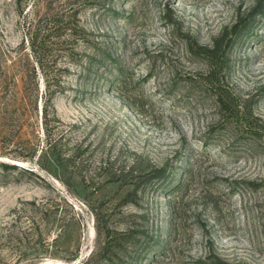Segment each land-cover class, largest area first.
Instances as JSON below:
<instances>
[{
	"label": "rangeland",
	"instance_id": "obj_1",
	"mask_svg": "<svg viewBox=\"0 0 264 264\" xmlns=\"http://www.w3.org/2000/svg\"><path fill=\"white\" fill-rule=\"evenodd\" d=\"M0 264H264V0H0Z\"/></svg>",
	"mask_w": 264,
	"mask_h": 264
},
{
	"label": "trees",
	"instance_id": "obj_2",
	"mask_svg": "<svg viewBox=\"0 0 264 264\" xmlns=\"http://www.w3.org/2000/svg\"><path fill=\"white\" fill-rule=\"evenodd\" d=\"M107 260H110V258H108Z\"/></svg>",
	"mask_w": 264,
	"mask_h": 264
}]
</instances>
